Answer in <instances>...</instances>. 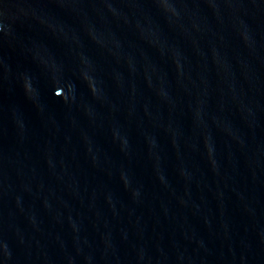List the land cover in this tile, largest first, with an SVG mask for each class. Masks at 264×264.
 <instances>
[{"label":"water","instance_id":"water-1","mask_svg":"<svg viewBox=\"0 0 264 264\" xmlns=\"http://www.w3.org/2000/svg\"><path fill=\"white\" fill-rule=\"evenodd\" d=\"M0 264H264V0H0Z\"/></svg>","mask_w":264,"mask_h":264}]
</instances>
